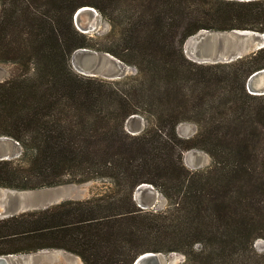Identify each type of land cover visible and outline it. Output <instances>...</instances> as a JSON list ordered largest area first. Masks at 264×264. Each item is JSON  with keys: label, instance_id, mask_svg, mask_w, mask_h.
Returning a JSON list of instances; mask_svg holds the SVG:
<instances>
[{"label": "trees", "instance_id": "1", "mask_svg": "<svg viewBox=\"0 0 264 264\" xmlns=\"http://www.w3.org/2000/svg\"><path fill=\"white\" fill-rule=\"evenodd\" d=\"M95 8L111 24L98 47L75 14ZM201 31L264 34V0H0V138L22 147L0 160V188L35 191L103 181L84 200L0 219V256L64 250L83 264H134L143 254L180 253L183 264H264V95L249 78L264 47L230 63L191 60ZM95 49L136 69L118 80L72 65ZM135 116L147 123L127 129ZM197 125L193 138L178 134ZM211 164L190 170L184 154ZM152 185L168 200L147 210L135 193ZM201 246V250L197 247Z\"/></svg>", "mask_w": 264, "mask_h": 264}, {"label": "rangeland", "instance_id": "2", "mask_svg": "<svg viewBox=\"0 0 264 264\" xmlns=\"http://www.w3.org/2000/svg\"><path fill=\"white\" fill-rule=\"evenodd\" d=\"M92 24L88 18H84L81 28L85 31L87 26ZM111 29V24L100 14L96 19L94 29L85 34L92 38L93 43H96L98 47H104L107 43L106 36ZM256 34L257 32L240 35L236 31H201L188 40L185 51L187 56L195 62L200 63L203 58L208 60L205 64H216L215 60H222L236 51L241 50L244 57L256 52L257 47L264 44V34L260 33L263 37ZM72 65L75 71L80 74L83 71V75L97 76L108 80H118L136 73L135 68L122 63L110 54L89 48L76 51L72 57ZM14 69L13 65H0V81L9 78ZM263 81V76H258L251 88L261 87ZM146 125L147 123L143 117L135 116L128 120L127 129L132 134H139L145 129ZM197 131V125L193 123H182L178 127V134L183 139L193 138ZM22 150V147L16 141L6 137L0 138V155L10 154L12 158H18L22 154ZM211 162L210 155L202 150H190L184 154V163L190 170L205 169L210 166ZM104 185L105 182L103 181H90L84 184H68L23 192L0 188V219L8 218L18 210H23V208L32 210L47 208L66 200H84L91 197L95 191L102 189ZM138 189L135 198L139 206L154 211L167 209L168 200L158 189L152 185ZM11 194H19L23 198L21 204L14 203ZM201 249V246L197 247L198 251ZM255 250L259 254L264 253L263 239L256 241ZM159 255L166 264H183L186 260V257L180 253H161ZM9 261L10 264H83L79 256L56 249L31 254L10 255Z\"/></svg>", "mask_w": 264, "mask_h": 264}, {"label": "water", "instance_id": "3", "mask_svg": "<svg viewBox=\"0 0 264 264\" xmlns=\"http://www.w3.org/2000/svg\"><path fill=\"white\" fill-rule=\"evenodd\" d=\"M241 1H250V0H241ZM100 16V13L93 7H83L81 8L76 14H75V24L77 26V28L82 31L83 33H87L90 30L94 29V25L96 23V19L97 17ZM84 18H88L90 23H93L92 25H88L87 28L85 29V31H83V28H81V23L84 20ZM238 33H240V35H245V34H249L252 33L251 31H236ZM256 35H259L261 37H263V35H261L260 33H257ZM264 47V44L260 45L259 47H257V51L262 49ZM243 52L240 51H236L234 52V54H231L230 56H227L225 58H223L222 60H215V63H230L233 61H236L238 59L243 58L244 56L242 55ZM208 60L207 59H201L200 63H207ZM83 74V71L82 73ZM86 75V74H84ZM258 76H263V80H264V70L256 72L255 74H253L248 81V89L249 92L251 94L254 95H264V81L262 82L263 85L259 88H251L254 80L258 77ZM18 144V143H17ZM5 159H12V156L10 154H1L0 155V160H5ZM149 185H142L141 187H139L138 190H140L141 188L144 187H148ZM14 191V190H13ZM23 192V191H20ZM11 199L14 203H20L23 200V198L18 194V195H13L11 194ZM25 207V206H24ZM37 209H41V208H37ZM30 209H25L23 208V210H18L17 212H15L12 216L29 211ZM35 210V209H32ZM159 254L161 253H154V252H149V253H145L143 255H141L134 264H166L159 256ZM0 264H10L9 261V256H0Z\"/></svg>", "mask_w": 264, "mask_h": 264}]
</instances>
